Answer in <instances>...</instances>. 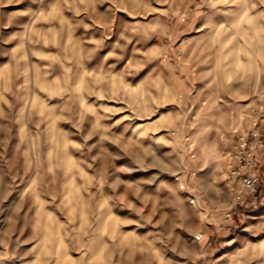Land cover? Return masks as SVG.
<instances>
[{"label":"rangeland","instance_id":"rangeland-1","mask_svg":"<svg viewBox=\"0 0 264 264\" xmlns=\"http://www.w3.org/2000/svg\"><path fill=\"white\" fill-rule=\"evenodd\" d=\"M262 92L264 0H0V264H264V206L212 238Z\"/></svg>","mask_w":264,"mask_h":264},{"label":"built area","instance_id":"built-area-1","mask_svg":"<svg viewBox=\"0 0 264 264\" xmlns=\"http://www.w3.org/2000/svg\"><path fill=\"white\" fill-rule=\"evenodd\" d=\"M232 137L230 149L224 155L233 203L230 208L221 213V221L216 227V236L212 237L213 240L232 234L237 229V222L242 216L264 206V92L259 95L256 103L243 117V124L233 129ZM190 159L191 163L197 161V154L192 144ZM185 169L192 177H196L199 173L195 167L187 166ZM182 188H185V185ZM189 199L191 205L200 214L205 215L207 225L212 227L213 224L208 221L218 210L206 209L202 196L189 194ZM204 238L205 233L197 235L198 241ZM204 261L205 264H211L206 257Z\"/></svg>","mask_w":264,"mask_h":264}]
</instances>
